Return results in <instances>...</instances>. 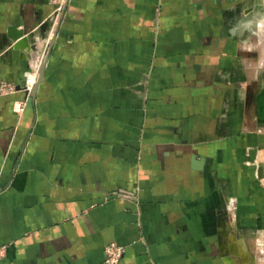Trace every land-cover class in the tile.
<instances>
[{
    "label": "crops",
    "instance_id": "crops-1",
    "mask_svg": "<svg viewBox=\"0 0 264 264\" xmlns=\"http://www.w3.org/2000/svg\"><path fill=\"white\" fill-rule=\"evenodd\" d=\"M53 11L0 0V264H264V1L69 0L30 106Z\"/></svg>",
    "mask_w": 264,
    "mask_h": 264
},
{
    "label": "rangeland",
    "instance_id": "rangeland-1",
    "mask_svg": "<svg viewBox=\"0 0 264 264\" xmlns=\"http://www.w3.org/2000/svg\"><path fill=\"white\" fill-rule=\"evenodd\" d=\"M52 4L54 5V11H53V14L52 16L49 18V20L42 26V29L45 31V33H48L46 34V36H44V39L46 41V45H45V48H44V54L46 53V59H47V51H48V48L50 46V43H51V39H49L50 37V34H51V28H52V25L55 23V25H57V27L59 26V24L61 23L63 17L65 16L66 14V11H67V5L69 3V0H51ZM57 29V28H56ZM54 34V33H53ZM37 36V34L35 35ZM32 48L33 50L37 51L38 49V45H37V40L35 38L32 39ZM43 55L39 56L38 58H35V59H39L41 58ZM45 59V60H46ZM45 61H43L44 63ZM43 63L41 64L40 66V69H39V75H40V70H41V67L43 65ZM34 73V69H32L28 75V82H29V78L31 77V75ZM39 77V76H38ZM39 80V78H38ZM38 82V81H37ZM37 84V83H36ZM30 86V84H29ZM31 87V86H30ZM33 88L34 86H32V88H27V83L25 84V86H23L22 88H20L21 90H26L29 94H32V91H33ZM16 91V88L14 87V90L12 92H15ZM23 110H20V107L18 109V113L22 112Z\"/></svg>",
    "mask_w": 264,
    "mask_h": 264
},
{
    "label": "built area",
    "instance_id": "built-area-1",
    "mask_svg": "<svg viewBox=\"0 0 264 264\" xmlns=\"http://www.w3.org/2000/svg\"><path fill=\"white\" fill-rule=\"evenodd\" d=\"M27 88H32L29 86L28 78H27ZM14 90V87L7 84V82L0 80V94L2 93H10ZM26 103L20 105V110H24ZM5 247H0V259L5 255ZM126 246L121 245L117 242H111L106 247L105 254V264H119L121 259L126 253Z\"/></svg>",
    "mask_w": 264,
    "mask_h": 264
},
{
    "label": "water",
    "instance_id": "water-1",
    "mask_svg": "<svg viewBox=\"0 0 264 264\" xmlns=\"http://www.w3.org/2000/svg\"><path fill=\"white\" fill-rule=\"evenodd\" d=\"M35 35H36V32H33L32 34H29L28 36H26V34L23 30H18V26H14L10 29V36H11V39L13 41L12 45H13V48H15V49L24 50V49L28 48L29 44L27 45V43L29 41H32V39L35 38ZM46 64H47V59L45 60V62L43 63V65L41 67L39 80L33 88L32 95H31V98L29 100L30 106H32V104H33V99L35 97L37 87L44 77V71H45Z\"/></svg>",
    "mask_w": 264,
    "mask_h": 264
},
{
    "label": "bare ground",
    "instance_id": "bare-ground-1",
    "mask_svg": "<svg viewBox=\"0 0 264 264\" xmlns=\"http://www.w3.org/2000/svg\"><path fill=\"white\" fill-rule=\"evenodd\" d=\"M264 1V0H263ZM260 10V7L258 6L257 7V11H259ZM256 11V12H257ZM251 16H253L254 17V15H250V17ZM259 17V16H258ZM262 22V21H261ZM56 28H57V25H55V23L52 25V28H51V38H52V35H53V33L56 31ZM37 34V33H36ZM37 36H38V34H37ZM40 37V36H39ZM50 37H49V39H51ZM43 56L41 57V58H39V59H34L33 60V62H32V67H33V69H34V73L31 75V77L29 78V84H30V86L32 87V86H35L36 85V83H37V81H38V76H39V69H40V66H41V64L43 63V61H45V59H46V53L44 54H42ZM237 241H238V243L241 245V250H242V252H243V254H245V247H244V244H243V240H241V239H237ZM234 248V247H233ZM236 250V249H235ZM240 252V251H239ZM248 253V252H247Z\"/></svg>",
    "mask_w": 264,
    "mask_h": 264
}]
</instances>
